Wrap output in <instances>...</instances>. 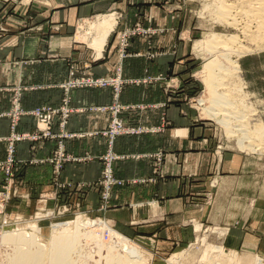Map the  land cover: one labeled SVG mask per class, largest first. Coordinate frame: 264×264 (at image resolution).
Instances as JSON below:
<instances>
[{"label": "crops", "instance_id": "obj_1", "mask_svg": "<svg viewBox=\"0 0 264 264\" xmlns=\"http://www.w3.org/2000/svg\"><path fill=\"white\" fill-rule=\"evenodd\" d=\"M193 25L182 0H0V139L11 133L6 114L16 90L21 89L26 112L18 131L34 132L38 123L28 112L60 106L71 72L123 79L121 118L141 132L120 135L114 142L122 157L114 163L115 175L135 179V184L114 189L119 208L108 217L117 229L137 237H186L189 190L204 188L210 158L209 140L188 115L184 98L188 87L182 66ZM69 94L74 110L66 127L70 138L55 136L61 133L55 119L53 137L17 145L13 181L21 207L37 206L41 198L53 204L63 196L49 162L61 141L71 160L60 181L71 191H85L88 204L94 199L111 115L89 109L112 105L115 91L80 87ZM156 153L163 154L158 174L150 156ZM5 156L0 141V160Z\"/></svg>", "mask_w": 264, "mask_h": 264}, {"label": "rangeland", "instance_id": "obj_2", "mask_svg": "<svg viewBox=\"0 0 264 264\" xmlns=\"http://www.w3.org/2000/svg\"><path fill=\"white\" fill-rule=\"evenodd\" d=\"M182 3L194 23L188 36L187 60L182 66L185 77L182 81L188 87L184 98L188 115L201 124L204 137L209 140L210 153L204 188L189 190L191 213L187 236L137 237L130 230L117 229L109 219L108 213L119 208L113 202L114 189L135 184V179L115 175L114 163L122 157L115 153L114 142L120 135L141 131L126 126L121 118L123 106L118 97L123 79L78 76L71 72L63 85L65 95L60 106L37 107L28 112L38 123L34 132L18 131L26 112L21 107V89L13 95L12 108L6 114L11 133L0 139L6 145V156L0 160V264L6 263L13 252L10 244L2 242L4 232L33 233L38 242L48 246L55 225L67 223L73 230L84 221L86 224L81 227L87 234L81 239L84 264H109L115 250L111 231L139 253L143 264H258L259 261L264 264V0H182ZM216 64L226 69L220 70ZM215 68L221 75L213 86H208L206 78L215 73L212 71ZM80 87H112L115 91L112 105L89 109L111 115L104 132L108 151L100 158L103 174L93 189L94 199L88 204L85 191H71L70 185L60 181L65 163L71 160L61 141L49 162L55 167V185L63 196L53 204L41 198L37 206L21 207L13 181L17 145L24 140L51 137L14 141L12 158L8 155L10 138L13 134L38 133L44 125L33 112L40 108L57 110L54 121H59L61 133L55 136L70 138L66 127L74 110L69 90ZM64 109L69 110L67 117ZM154 131H159V127ZM150 156L155 159L158 174L163 154ZM9 169L11 172L7 173ZM122 249L125 248L120 246L117 251L126 254L127 250Z\"/></svg>", "mask_w": 264, "mask_h": 264}, {"label": "bare ground", "instance_id": "obj_3", "mask_svg": "<svg viewBox=\"0 0 264 264\" xmlns=\"http://www.w3.org/2000/svg\"><path fill=\"white\" fill-rule=\"evenodd\" d=\"M258 4L260 6V2ZM112 22V20L106 21L107 27H112ZM103 33L106 35L107 29H104ZM216 65L220 70L226 69L222 64ZM215 70L217 68L212 69L213 72ZM220 72L218 71L217 74L215 71V73L206 78L208 86L215 84L216 78L221 75ZM222 123L228 124L227 122ZM85 224L84 221L82 225L78 224L73 230L68 228L67 223L55 225L56 230L48 246L38 242L37 236L33 233L4 232L1 237L2 242L13 247L12 254L4 264H84L85 252L81 247V239L87 234L81 231V227ZM112 232L111 238L113 245H115V250L111 252L109 264H143L139 253L134 248H129L124 239L119 238L116 233L112 234ZM120 246L127 250L126 254H121L117 251ZM125 249H122V251ZM258 264H262V262L259 261Z\"/></svg>", "mask_w": 264, "mask_h": 264}, {"label": "built area", "instance_id": "obj_4", "mask_svg": "<svg viewBox=\"0 0 264 264\" xmlns=\"http://www.w3.org/2000/svg\"><path fill=\"white\" fill-rule=\"evenodd\" d=\"M68 111H69L68 109H64L65 117L68 116ZM57 113H58L57 110H53V109L48 110L46 108H42V109L40 108L34 111L33 114L37 117L40 123H43L44 127L42 128L39 127L38 133H35L33 135L25 134V135L19 136V135L13 134L12 137L10 138L11 142H10L9 149H8V152H9L8 155L10 156V158L13 157V147H14L13 142L16 140H21V139H26V138H29L32 140H38L43 137H53L50 130H51V125L54 121V117ZM10 172L11 170L9 169L7 173H10ZM110 177L111 176L109 175L107 178H110Z\"/></svg>", "mask_w": 264, "mask_h": 264}]
</instances>
